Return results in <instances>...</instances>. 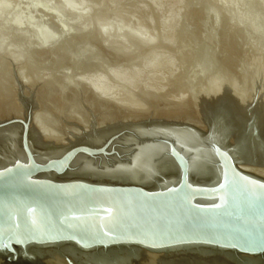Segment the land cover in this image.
Masks as SVG:
<instances>
[{
  "label": "water",
  "instance_id": "obj_1",
  "mask_svg": "<svg viewBox=\"0 0 264 264\" xmlns=\"http://www.w3.org/2000/svg\"><path fill=\"white\" fill-rule=\"evenodd\" d=\"M206 125L115 124L43 151L29 117L0 122V263L64 246L264 256V177L237 166L264 169V133L226 103Z\"/></svg>",
  "mask_w": 264,
  "mask_h": 264
},
{
  "label": "rangeland",
  "instance_id": "obj_2",
  "mask_svg": "<svg viewBox=\"0 0 264 264\" xmlns=\"http://www.w3.org/2000/svg\"><path fill=\"white\" fill-rule=\"evenodd\" d=\"M213 1L0 0L7 6L0 16V122L29 117L36 133L53 140L36 117L42 109L58 123L53 142L80 137L90 119L76 123L72 116L80 114L71 108L96 117L88 102L89 80L142 118L174 108L199 120L210 105L224 101L240 119L255 116L264 128L262 1L231 10H238L242 25L238 15L229 17ZM242 14L253 15L246 16L249 25ZM100 26L114 29L103 36ZM123 30L129 33L120 37ZM105 105L102 112L109 109ZM142 257L125 264H163ZM51 259L36 260L68 264Z\"/></svg>",
  "mask_w": 264,
  "mask_h": 264
},
{
  "label": "bare ground",
  "instance_id": "obj_3",
  "mask_svg": "<svg viewBox=\"0 0 264 264\" xmlns=\"http://www.w3.org/2000/svg\"><path fill=\"white\" fill-rule=\"evenodd\" d=\"M211 1H213V0H211ZM214 1H216L217 4L223 10H226V11L228 10L229 12H231V13H227V14H230L229 17L232 18V17H235L234 15L236 14V12L238 10L234 11L235 14L231 10L234 8L236 10L237 7H239V5L241 3H245V1H249V0H214ZM260 2L264 6V0H260ZM153 3H155V2H153ZM246 3L248 4V2H246ZM257 3H259V2H257ZM2 5H0V6H2V7H0V16L5 12V8L7 7L6 4L5 5L2 4ZM4 6H6V7H4ZM63 6L66 7V5H63ZM259 10H260V8H259ZM218 11H220V8L218 9ZM263 11H264V9H263ZM224 13H226V12L224 11ZM252 13H254V12H252ZM231 14H232V16H231ZM236 15H238V18L235 17V18H237V21L240 20L239 19V17H240L239 12ZM242 15H245V14H242ZM247 15H249V14H247ZM247 15H245L246 23H247V20L249 19L248 17H246ZM250 15H249V17H253V15L252 16H250ZM15 16H17V15H15ZM235 18H233V19H235ZM18 20L19 19L17 18L16 21H18ZM249 20H251V19H249ZM243 21H244V16H243L242 22ZM248 22H250V21H248ZM237 24L242 25L241 20ZM245 26H247V25H245ZM100 27L102 28V26H100ZM256 27L257 26H255V28H252V30H255ZM103 28L98 29L99 30L98 32L100 34H102L103 36L104 35L106 36V34H108V32H110L114 29V27H113V29L111 27H109L110 31H107L106 29H103ZM246 28L248 29V26ZM257 30H258V28H257ZM247 31H249V30H247ZM127 33H129V32H127ZM127 33L124 32V30H123L121 32V36H120V33H119V36L122 37L123 35H126ZM259 34L260 33L254 34V35H259ZM130 35H132V34L130 33ZM261 36H264V34H262ZM133 37L135 38L136 36L133 35ZM128 38L132 39V37H129V36L126 39H128ZM137 38H139V36H137ZM115 39H116V37H115ZM124 39H125V37H124ZM139 39H137L136 41H138ZM263 39H264V37H263ZM122 40H123V38H122ZM146 42L147 41L142 42V44L143 43H144V45L148 44V42L147 43ZM85 82H87V81H85ZM88 82H89V85L87 84ZM88 82L86 83L88 85V88H89L88 89L89 90V93H88L89 101L88 102L90 103L91 110L94 113H97V115H96V117L94 116V118L93 117L90 118L91 116H87V113L82 112L79 107H74L73 110L71 108L72 113H78V115L80 114V116H78L77 118L72 114L73 115L72 117H73L74 121H76V123H78L80 120H82V121L86 120L87 121L88 119H90L89 124H87L88 122L86 123L87 125H89L87 127L88 130L83 131L82 134H80L81 135L80 137L83 136V133H89L92 130L101 129V128L111 126V125H115V124L140 123V122H145V121H163V122H169V123L188 125V126H192L194 128L199 127L203 130L204 133H208V128L206 125V118H204L203 115H200L201 118H199V120H200L199 121L197 118L195 119L194 117H191V116L187 117L186 116L187 114L185 115L184 113H183V117H182V115L180 116L178 114L179 113L178 111L176 113V110H174V108H173V109H169V110H165V111L161 110L160 112L158 111V113H153L152 114L153 117H147L146 116L147 118L146 117L142 118V116H139L138 114H136V112H134L133 109H131V110H133V112L130 109H128L129 106H126L124 104L127 107V108H124V107H122L124 105H122V103L120 101L118 103L117 100H115V99H109V97H107V94L104 91V89L99 87V85L96 82L89 81V80H88ZM71 83H72V81L68 84H71ZM66 84H67V82H66ZM80 85H82L81 81H80ZM83 87H84V85H83ZM111 98H113V97H111ZM120 103L122 106H120ZM220 103H226V102H224V101L214 102L212 105H210L208 107V111L206 112L207 115H208L209 111L214 106H216L217 104H220ZM103 104L104 105L106 104L109 108L106 111L104 110L105 112H102V110H101ZM133 104H134V102H133ZM106 105H105V107H106ZM130 105H131V103H130ZM39 106H38V109H39ZM71 107H73V106H71ZM231 111H232V121H233V124L235 126H237V127H239V126L253 127L256 130L264 133V128H262L259 125L257 118L255 116H252L251 118L249 117V119H247L246 121H243V119L239 118L238 112H236V110H234V108L231 107ZM180 112H182V111H180ZM144 115L145 114H143V116ZM207 115H206V117H207ZM36 117L40 121V127L45 128L44 129L45 131L46 130L50 131L53 135V140H54L55 139L54 136L58 135L60 132L59 128H58L59 126H57L58 125L57 121L54 120L53 117L48 115L46 112H43L42 109L40 110L39 114H37ZM31 126L32 125L29 126V131H31L35 135V138L31 139V144L35 149H37V150L42 149L43 151H45L44 149L48 145L53 146L56 144H61V143H58L57 141L53 142V140H49L48 137L45 138V137L41 136L40 133H36L34 131V129H32L33 126L32 127ZM77 126H79V125H77ZM82 130H83V127H82ZM80 137L73 136L71 139L68 138V140H65L66 144L74 143L75 140L77 138H80ZM237 166L245 172L252 173V174H255V175L260 176V177H264V172H262L260 170H252L255 167L250 168V166L238 165V164H237ZM32 251H33L35 259H37V258H43L44 259V257L45 258L49 257V259H50V257H51L52 259L56 260L59 263L62 262V263H68V264H125V263H127V261H126L127 259L132 258L134 256H135V258H137L138 256H139V258H140V256L147 257L146 261L148 259H151L155 262L156 261L162 262L163 264H172V263L177 262V261L181 262L180 264H185L187 262H189L191 264H193V263L194 264H264V256L236 255V254H233L231 252L220 253V252L210 251L207 249H197V250H190V251L185 250V251H179V252H173V253H153V252H149V251H146L143 249H137V248H128V249H122V250L111 249V250H108L106 252H103L102 250H99L96 252H82L80 250L75 249L72 246H64V247H60V248H46L43 250H41L39 248H37V249L35 248V249H32ZM51 260H50V263H51ZM60 260H62V261H60ZM140 261H141V259H140ZM53 263H56V262H53ZM177 264H179V263H177Z\"/></svg>",
  "mask_w": 264,
  "mask_h": 264
}]
</instances>
